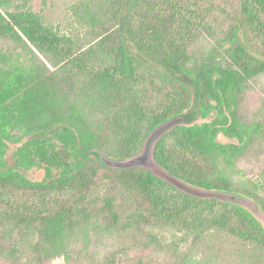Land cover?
I'll list each match as a JSON object with an SVG mask.
<instances>
[{
	"label": "trees",
	"instance_id": "trees-1",
	"mask_svg": "<svg viewBox=\"0 0 264 264\" xmlns=\"http://www.w3.org/2000/svg\"><path fill=\"white\" fill-rule=\"evenodd\" d=\"M105 4L91 41L0 5V264H190L216 231L254 244L264 264V0ZM124 30L146 59L194 78L197 120L188 84L131 54ZM123 104L147 125L123 126ZM180 115L152 167L102 161L140 154ZM146 227L184 230L192 245Z\"/></svg>",
	"mask_w": 264,
	"mask_h": 264
},
{
	"label": "rangeland",
	"instance_id": "rangeland-1",
	"mask_svg": "<svg viewBox=\"0 0 264 264\" xmlns=\"http://www.w3.org/2000/svg\"><path fill=\"white\" fill-rule=\"evenodd\" d=\"M1 3L4 4V6H2L3 8L11 11L31 10L33 12H38L44 15L51 25L55 29H58L60 34L70 36L80 41H91L93 39L96 33L101 30L96 23L98 20L104 19L109 11L105 4L106 0H0V5ZM124 38L129 52L139 58L144 64L155 70L174 76L188 84L193 91L194 101L187 113V117L190 120H197L200 114L198 109L197 86L194 78L189 74L165 68L146 59L139 52L125 30ZM6 42H10V40L6 37H2L0 45H5L4 47H6ZM83 47L88 48L89 44H84ZM18 51L22 52L20 58L23 60L28 58V55L24 51L21 49H18ZM114 102L116 103V100H114ZM120 107L121 110L118 113L120 119H123L127 124L131 121V125L123 126L130 130H135L137 125H147V123H144L145 119L137 124L136 107L127 108L126 104ZM146 230L157 234L165 242H170L175 238L184 236L188 238V242L184 243V248L192 245L193 236L184 230H178L174 227H146ZM124 234L130 241L140 237V233L133 229L124 232ZM257 252L254 244H244L237 237L231 236L226 232L216 231L208 234L207 240L199 246L197 255L190 264H252L253 259H258L260 257ZM29 258H32V254L30 253L29 244H27L24 246L23 260L27 263ZM49 264L66 263L64 259L60 257Z\"/></svg>",
	"mask_w": 264,
	"mask_h": 264
},
{
	"label": "water",
	"instance_id": "water-1",
	"mask_svg": "<svg viewBox=\"0 0 264 264\" xmlns=\"http://www.w3.org/2000/svg\"><path fill=\"white\" fill-rule=\"evenodd\" d=\"M186 119L183 115L180 116H176L172 119H169L167 121H165L164 123H162L161 125H159L156 129L153 130V132L149 135V137L147 138L144 148L142 150V152L138 155H135L133 157H129L126 159H112V158H108L103 152H100L102 161L110 166V167H114V168H126V167H132V166H140V167H152L154 163V146L157 143L158 139L168 130H170L171 128H173L175 125L178 124H183L185 123ZM188 192H191L193 194H203L205 195L206 193L204 192H200L198 190H194V189H186ZM210 196H218V197H227L224 194L221 193H216V192H211V193H207ZM229 198L231 199V196H229ZM235 201H241L239 198H235Z\"/></svg>",
	"mask_w": 264,
	"mask_h": 264
}]
</instances>
